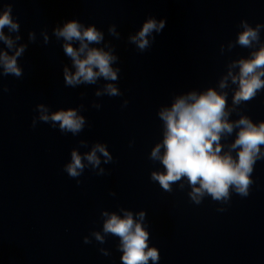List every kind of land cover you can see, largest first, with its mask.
<instances>
[{"label": "water", "instance_id": "obj_1", "mask_svg": "<svg viewBox=\"0 0 264 264\" xmlns=\"http://www.w3.org/2000/svg\"><path fill=\"white\" fill-rule=\"evenodd\" d=\"M9 8L18 28L4 26L12 46L0 39V52L23 51L20 75L0 64V264H123L121 237L104 229L127 212L148 233L145 252L158 251L147 264H264V144L247 194L229 185L220 198L195 192L199 181L186 175L165 189L153 173L166 168L152 156L158 144L165 152L161 112L191 93L225 97L233 130L220 134L221 155L237 159L242 117L264 122V87L235 103L233 80L264 48V0H0V13ZM149 19L166 23L141 49L132 37ZM69 21L102 34L86 42L114 57L116 79L66 82L76 66L65 44L80 47L57 35ZM247 30L257 37L243 45ZM62 110L83 118L80 130L41 118ZM98 144L108 156L97 149L94 165L86 155ZM73 151L84 165L76 176L67 171Z\"/></svg>", "mask_w": 264, "mask_h": 264}, {"label": "clouds", "instance_id": "obj_2", "mask_svg": "<svg viewBox=\"0 0 264 264\" xmlns=\"http://www.w3.org/2000/svg\"><path fill=\"white\" fill-rule=\"evenodd\" d=\"M10 13V8L0 13V39L5 40L9 47L12 46V40L4 35L3 28L6 25L10 30L18 28V24L13 21ZM165 23L163 19L160 21L149 19L132 39L141 49H144L149 43L147 36L153 30L160 32ZM82 28L83 26L77 21H69L57 31V35L64 37L66 41L73 39L80 41L78 49H74L71 44H65V52L73 58L76 66L75 75L65 69L66 82L69 85L81 81L94 82L100 75L116 79V73L110 67L114 57L102 49L89 48L87 43L98 42L102 39V34L94 26L83 30ZM256 37V31L247 30L239 36V43L247 45L250 39L254 40ZM21 51L23 48L19 49L14 56L0 52V64L3 65L5 73L20 75L16 56H19ZM81 54H84L83 58ZM239 63L240 75L238 78L233 77L234 82L237 79L239 81V90L234 96L235 103L250 99L255 95L256 90L264 87V80L260 79L264 75V67H262L264 66V48L254 53L252 59L241 60ZM108 92L115 95L117 89L109 85ZM225 104L226 100L222 94L209 89L200 95L191 93L187 97H179L170 109L161 112L166 124L163 141L165 152L163 155L160 154L161 145L158 144L153 149L152 156L162 161L166 172L153 173V178L159 180L165 189L169 188L170 181L178 180L182 175H186L193 184L199 181L200 187L196 188L195 192L206 189L214 198L226 196L229 185H235L240 193L247 194V186L250 183L248 174L252 172L254 160L260 154L259 145L264 144V122L255 125L249 119L242 117L236 123L243 127L240 128L232 145L233 148L240 146L237 159L234 160L230 154L221 155L220 134L222 131L231 133L233 130V124L224 119L227 115ZM41 118L45 121L48 119L60 121L62 129L72 132L80 130L84 122L74 110H62L50 117L42 115ZM213 142H217L215 148H213ZM97 149L108 156L103 145H96L92 152L86 155L87 160L94 165L100 162L96 155ZM83 167L81 156L73 151L72 162L67 165L68 173L76 176ZM140 215L143 216V213ZM104 230L121 237L123 264H147L149 258L153 261L159 259L158 251L155 249L145 252L148 233L141 227L139 221L134 222L131 212L125 213L123 218L112 214L106 221Z\"/></svg>", "mask_w": 264, "mask_h": 264}]
</instances>
